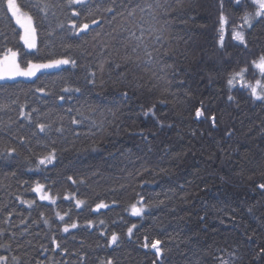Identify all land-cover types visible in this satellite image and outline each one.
I'll use <instances>...</instances> for the list:
<instances>
[{"label":"trees","instance_id":"trees-1","mask_svg":"<svg viewBox=\"0 0 264 264\" xmlns=\"http://www.w3.org/2000/svg\"><path fill=\"white\" fill-rule=\"evenodd\" d=\"M20 2L48 5L30 9L38 55L51 52L77 66L50 69L35 83L0 81V104L8 106L0 110V149L17 148L11 158H0V255L8 264L13 256L20 264H264L256 256L264 247V190L258 187L264 183V103L225 87L228 72L264 51V20L247 33V50L231 40V27L222 50L220 0H114L115 14L105 11L107 0H89L90 12L68 7L66 0ZM72 8L82 15L73 17ZM224 11L238 24L254 8L236 9L225 0ZM93 20L97 24L79 36L68 31L69 21ZM13 29L19 31L4 5L0 45L23 48ZM141 29L143 44L133 54L137 40L129 32L140 36ZM90 72L95 85L87 83ZM45 85L47 97L35 91ZM64 86L81 92L63 93ZM201 101L207 111L197 119ZM21 106L26 112L38 108L46 114L40 122L55 121L63 131L41 135L38 144L31 137L34 125L19 116ZM149 108L154 114L146 116ZM72 116L83 122L73 125ZM18 135L27 142L20 144L13 138ZM53 149V164L37 169L38 157ZM36 182L57 196L55 205L31 191ZM67 194L85 201L82 211L64 199ZM141 198L144 213L132 216L131 205ZM20 199L35 202L29 207ZM101 201L109 207L93 212ZM56 212H68L65 222L78 227L64 233ZM113 233L116 244L109 243ZM145 237L161 241L160 259L143 247Z\"/></svg>","mask_w":264,"mask_h":264},{"label":"snow or ice","instance_id":"snow-or-ice-1","mask_svg":"<svg viewBox=\"0 0 264 264\" xmlns=\"http://www.w3.org/2000/svg\"><path fill=\"white\" fill-rule=\"evenodd\" d=\"M107 2L111 3L110 7H107L105 11L109 13L115 14V3L114 0H107ZM227 2L233 5L234 8L239 9L243 4L245 7L254 8L253 11H245L243 15L240 17L241 22L238 24H233L230 17L224 11L225 0H220V12L218 16V27H217V43L222 50H226L227 41L226 37L228 35L229 28L231 27V40L238 42L237 47L243 46L245 50L248 49V40L247 33L255 26L256 23H259L261 20H264V0H227ZM66 4L68 7L73 5L80 6L82 9H88L91 11L92 5L89 3V0H66ZM6 5V10L11 14L12 19H14L15 24L18 26L19 31L13 29L14 34H18L19 42L22 43L23 48L20 47H5L0 45V81H15L18 78H24L26 80H32L35 83L33 78L36 80L40 79V75H43L50 69H60L62 66L71 65L72 67L77 66V61L72 58L64 57V56H56L54 53L48 52L44 56L38 55L41 51L40 47L37 43L38 33L37 26L34 23V17L30 12L32 8H38L39 11H45L48 7L47 4L41 6L40 4H32V3H21L20 0H0V7ZM25 9H29L26 11ZM71 15L73 17H79L82 15V12L77 10V8H72ZM92 24H97L96 20L92 21ZM58 27L63 28V25H59ZM88 23L77 24L75 21H69V29L73 35L79 36L81 33L85 32L89 29ZM51 35V33H49ZM130 37H134L137 40L136 46L132 47L131 52L133 54L137 53L143 44V29H141V35L136 36L135 32H129ZM4 41L6 43L7 37H4ZM157 43H159V38H157ZM66 47H71V45H66ZM149 61L153 59L152 54L150 52H146ZM231 55L230 53L228 54ZM29 56L33 58H28ZM170 67V66H169ZM100 71L104 70V63H101L99 66ZM250 69L253 72V80L248 79V74ZM40 74V75H38ZM258 74V75H257ZM89 76L91 79L86 78L88 84L95 85V72H90ZM63 79V78H61ZM239 85V88H237ZM225 87L231 93L234 90L236 91H246L249 93L250 98L253 101L264 103V51H262L258 56L253 57L248 63H246L243 67H239L238 70H232L227 73L225 77ZM36 92L42 94V96L47 97L51 93L45 86H38L35 89ZM61 91L63 93H80L81 89L79 87L72 88L68 86H64ZM124 95H127L126 93ZM39 98V97H38ZM65 95H59L57 97L58 100L64 101ZM228 99L233 100V96L229 95ZM12 103H16L15 100ZM6 104H0V110L7 108ZM90 111H95V109H89ZM72 109L69 108L67 110L68 114L72 113ZM152 109L149 108L144 114L147 116L152 113ZM207 111L204 102H200V106L195 108V117L200 119L205 116V112ZM33 113H36V119H33ZM154 114V113H153ZM46 115L44 113H40L38 108H32L30 112H26L24 110V106L20 107L19 116L23 118V120L27 121L29 125H34V128L31 129V137L36 138L37 143H41L40 136H48V134L53 131L57 133H61L63 131L61 127H55V121L50 123L40 122V117ZM77 115H81L79 110H77ZM61 120L64 119L63 116L60 117ZM210 119L215 125L217 117L213 114ZM83 121L81 119H77L76 116L71 117V123L73 125H79ZM94 123V122H93ZM24 124L21 123L19 125L20 128H24ZM38 130V131H37ZM14 139H18L20 144H25L27 139L24 135H18L13 137ZM55 143V141H53ZM31 151V149H29ZM17 153V148L9 147L6 149H0V158H11L14 154ZM56 159L55 149L51 152H48L46 155L38 157V163L36 168L39 169L41 166H47L53 164ZM69 180L73 183L76 181L73 177L69 176ZM261 190H264V183L258 185ZM46 186L39 182H36L32 187L31 191L36 193L41 201H48L49 203L55 205L57 202V196H53L50 194L48 190H45ZM19 199V197H18ZM65 200L74 199L76 209L83 210L82 206L85 205V201L81 199H77L75 194L72 196L65 195ZM143 198H141V202H138L140 206H137L136 203L131 205V215L132 216H142L145 210V206L142 203ZM22 204H27L29 207L33 205L35 201L31 200H21ZM109 205L100 202L95 205L92 209L93 212H98L100 209L108 208ZM235 211V209H233ZM251 212V209H248ZM65 216H69L68 212H65L61 215L60 212H56V218L61 222H65ZM43 218V214H41ZM43 223L45 225H49V219H43ZM103 224V221H100ZM89 227H92V221L89 220L87 222ZM78 227L76 222H72L68 224L65 222L62 231L64 233H68L70 228L75 229ZM136 226L128 228V234L131 236L133 233V228ZM103 235V233H102ZM118 235L113 233L111 239L109 241L110 244H116L118 241ZM145 243L143 245L144 248H151L155 251V255L158 259L162 257V248L160 247L161 241L159 239H154L150 243L148 242V237H145ZM52 244L57 248L60 247V244L57 242L56 238L52 239ZM3 247V245H0ZM257 257H264V247L260 248L256 253ZM13 264H20V259L17 256L12 257ZM0 264H8V257L0 255ZM106 264H113L112 260L109 259L106 261ZM227 264V262H224Z\"/></svg>","mask_w":264,"mask_h":264},{"label":"rangeland","instance_id":"rangeland-1","mask_svg":"<svg viewBox=\"0 0 264 264\" xmlns=\"http://www.w3.org/2000/svg\"><path fill=\"white\" fill-rule=\"evenodd\" d=\"M35 184V183H34ZM34 184L32 185V187L34 186ZM32 189V188H31ZM45 190H47V189H45ZM49 191V190H48ZM50 192V191H49ZM36 194V193H35ZM50 194H51V192H50ZM52 195V194H51ZM68 196H72L71 194H67ZM54 196V195H53ZM36 197L39 199V197L37 196V194H36ZM78 199V198H77ZM20 200H30V199H20ZM74 200V199H73ZM82 200V199H81ZM32 201V200H31ZM48 202V201H47ZM74 203H75V200H74ZM137 204V206H140V204L139 203H136ZM61 215H63V214H61Z\"/></svg>","mask_w":264,"mask_h":264},{"label":"water","instance_id":"water-1","mask_svg":"<svg viewBox=\"0 0 264 264\" xmlns=\"http://www.w3.org/2000/svg\"><path fill=\"white\" fill-rule=\"evenodd\" d=\"M88 24H89L90 27H92V26L95 25V24H92V22H91V23H88ZM90 27H89V28H90ZM150 115H153V113H150Z\"/></svg>","mask_w":264,"mask_h":264}]
</instances>
